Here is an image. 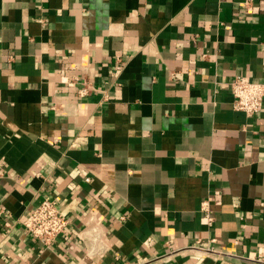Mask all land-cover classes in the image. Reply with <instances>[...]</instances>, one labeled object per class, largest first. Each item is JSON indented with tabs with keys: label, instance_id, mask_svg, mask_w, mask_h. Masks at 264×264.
Instances as JSON below:
<instances>
[{
	"label": "crops",
	"instance_id": "1",
	"mask_svg": "<svg viewBox=\"0 0 264 264\" xmlns=\"http://www.w3.org/2000/svg\"><path fill=\"white\" fill-rule=\"evenodd\" d=\"M236 76L264 81V0H0V264H264V101L235 111ZM43 200L49 248L22 226Z\"/></svg>",
	"mask_w": 264,
	"mask_h": 264
},
{
	"label": "built area",
	"instance_id": "2",
	"mask_svg": "<svg viewBox=\"0 0 264 264\" xmlns=\"http://www.w3.org/2000/svg\"><path fill=\"white\" fill-rule=\"evenodd\" d=\"M63 88L73 89L77 99L86 98L95 92V86L89 79L69 77L62 82ZM232 94V107L235 111L242 112L246 116H254L264 101V81L251 82L244 77L236 76L229 84ZM5 164L0 158V178L4 176ZM88 181V179H86ZM199 211L211 225L213 217L210 210V202L204 199L200 202ZM4 213L0 210V217ZM8 226V224H5ZM69 225L67 219L59 211L56 202L43 200L37 204L22 222L24 231L33 239L41 243L44 248H49L52 243L65 232ZM83 242L86 245L87 256H98L105 252V232L99 226H87L83 231ZM191 249H199L206 252H214L213 248L203 247L199 243Z\"/></svg>",
	"mask_w": 264,
	"mask_h": 264
}]
</instances>
